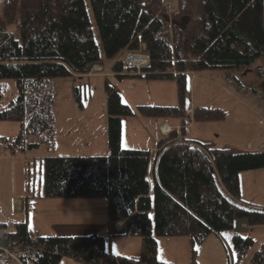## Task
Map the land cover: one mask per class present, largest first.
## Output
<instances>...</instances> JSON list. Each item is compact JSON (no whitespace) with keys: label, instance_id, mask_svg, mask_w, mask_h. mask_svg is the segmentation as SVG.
Segmentation results:
<instances>
[{"label":"trees","instance_id":"1","mask_svg":"<svg viewBox=\"0 0 264 264\" xmlns=\"http://www.w3.org/2000/svg\"><path fill=\"white\" fill-rule=\"evenodd\" d=\"M164 2L90 0L106 57L144 44L150 65L136 75L176 84V106L138 105L139 113L184 124L188 73L209 68L230 71L237 85L243 71L254 70L264 91V0H176L172 11ZM100 59L84 0H0V91L9 80L17 91L6 105L0 102V121L20 125L15 136L0 135L3 153L54 146L56 94L48 79L82 78ZM112 70L119 78L129 75L122 74L123 57ZM74 92L82 107L78 84ZM106 92L109 154L44 158L43 191L26 197L25 210L40 198H105L108 221L124 220L122 234L141 239L140 253L114 255L97 234L33 240L26 222L0 223V250L13 248L24 263L36 264H60L65 257L82 264H174L158 258L157 237L186 236L197 264L196 248L210 234L221 236L242 222L247 230L264 225V207L242 201L239 179L243 171L264 168L263 150L212 152L214 143L176 138L174 131L155 152L125 149L122 117L135 111L109 82ZM193 118L221 121L226 112L198 106ZM27 135L36 140L27 143ZM255 244L251 234L235 233L232 264H264V242Z\"/></svg>","mask_w":264,"mask_h":264},{"label":"rangeland","instance_id":"2","mask_svg":"<svg viewBox=\"0 0 264 264\" xmlns=\"http://www.w3.org/2000/svg\"><path fill=\"white\" fill-rule=\"evenodd\" d=\"M91 28L95 39L101 49L100 64L105 69L115 65L122 59L120 51L112 57H106L102 51L101 39L96 27V21L90 0H84ZM15 36L19 38L18 32ZM260 62L256 63L259 66ZM253 68V67H252ZM103 72L77 77L49 78L47 88L56 94V138L55 145L49 147L41 144L37 148H26L24 152L12 157H2L4 147L0 145V219L9 224L18 220L14 209V196L26 192L28 195L39 194L43 191L44 166L46 157L63 156H105L110 152L108 146V113L106 83L112 84L120 93L121 99L134 111V115L122 117V141L125 149H152L157 140L155 118L143 116L138 112V105L176 106L178 104L176 84L173 81L146 79L136 75L131 69L118 77ZM231 74L222 68H209L194 71L188 74V88L186 93V113L184 124L182 119L183 136L203 144L214 143L211 151L244 152L259 151V144L264 141V91L261 80L254 70L246 69L242 74V84L237 85L233 80L225 79ZM119 74V73H118ZM134 87H129V84ZM80 86L82 107H80L74 86ZM0 102L6 105L16 96L14 80H9L1 88ZM198 106L219 107L226 112V118L221 121H195L193 110ZM164 129V127H163ZM20 130L16 122L0 121V135L15 136ZM166 129H164L165 131ZM36 140L26 136V142ZM249 143H253L250 147ZM152 150L151 152H153ZM243 196L248 202L264 207V168L259 170L243 171L239 175ZM29 186V187H28ZM224 232L221 236L209 235L207 239L196 248L197 264H232L235 254L232 246V236L239 233L243 236L251 234L255 239L254 248L260 247L264 242V225L247 230ZM107 237L110 235L107 233ZM118 237L112 235L111 240ZM125 239L136 241V248H131ZM117 250L136 255L139 253L140 239L119 237L116 239ZM107 246L110 247L109 241ZM134 252V253H132ZM124 255V256H126ZM158 258L174 264H191V246L188 237L159 238ZM78 263L66 258L60 264ZM8 264H16L10 260ZM24 264H35L28 260ZM243 264H250L246 259Z\"/></svg>","mask_w":264,"mask_h":264},{"label":"crops","instance_id":"3","mask_svg":"<svg viewBox=\"0 0 264 264\" xmlns=\"http://www.w3.org/2000/svg\"><path fill=\"white\" fill-rule=\"evenodd\" d=\"M225 79L232 80L231 74L229 73L225 75ZM4 83L5 82L3 80H0V86L4 85ZM129 87H134V84L132 83L129 84ZM2 96H3L2 91H0V98H2ZM180 119L181 118H169V119L155 118L156 120L155 128L157 130L158 137L156 142L151 146L152 147L151 149L154 150L153 152L159 149L157 146L158 141L163 138H166L169 135V133L174 131L177 134L176 138H180V136L183 135V132H181L183 128L182 123L178 122L180 121ZM201 121L207 122L208 120H201ZM162 126H164V129H166L165 131ZM249 146L252 147L253 143H249ZM259 147L260 148L264 147V141H262L259 144ZM218 151L219 150H215L214 152H218ZM1 156L8 157L9 155H5L4 153H2ZM255 170H259V169H255ZM240 191H241L240 195L242 201H245L253 205H258L246 201V199L243 196L244 191H242L241 189V184H240ZM27 196L28 193L25 190L24 192L16 194L13 200L14 209L16 211L17 217L19 215H22V217L21 218L18 217V220H13V222L10 224L8 222H5L7 221V219L6 220L0 219V223H7L11 225L16 222H26L29 231L35 237L50 236V235H60V236L96 235V234L102 235L107 239L106 240L107 242L109 241L110 250L112 251V253L114 255H122V256L126 254H120V253H130V252H123L117 250V243H116L117 238L124 237V238L140 239L139 237H130L122 234V230L124 227V220L118 222L108 221L107 200L105 198H40V199L35 198L37 201L36 206L32 207V205H30V208L26 211L25 201ZM35 199L31 198L29 202H33V200ZM239 227L245 229L246 227H248V223L242 222L239 224ZM107 233L110 235V237L112 235H118V237L111 240L110 237H107ZM213 234L218 235L217 233H212L211 235ZM159 238H163V237H157L158 242H159ZM164 238L171 239L175 237H164ZM127 241L129 243H125V244L130 245L134 251L137 242L132 241L131 239H128ZM138 248L140 253L141 239ZM138 254L136 255L131 254L126 256H137ZM63 260H65V258H63L62 261ZM8 262L9 261H7L6 264H8ZM15 262L16 264H21L18 261ZM67 264H82V263L78 262V263H67Z\"/></svg>","mask_w":264,"mask_h":264},{"label":"built area","instance_id":"4","mask_svg":"<svg viewBox=\"0 0 264 264\" xmlns=\"http://www.w3.org/2000/svg\"><path fill=\"white\" fill-rule=\"evenodd\" d=\"M165 5L169 8L172 6V2H166ZM150 64V54L148 51L142 47L141 51L139 52H132L128 51L125 53L124 56V67L126 69L137 68L140 70L142 67L149 66ZM102 66H94L92 72L94 71H102ZM4 234V232L2 233ZM7 259H14L20 263H22L21 258L15 252L13 248L5 247L4 249L0 250V262H4Z\"/></svg>","mask_w":264,"mask_h":264},{"label":"water","instance_id":"5","mask_svg":"<svg viewBox=\"0 0 264 264\" xmlns=\"http://www.w3.org/2000/svg\"><path fill=\"white\" fill-rule=\"evenodd\" d=\"M145 47H146V45H145Z\"/></svg>","mask_w":264,"mask_h":264}]
</instances>
